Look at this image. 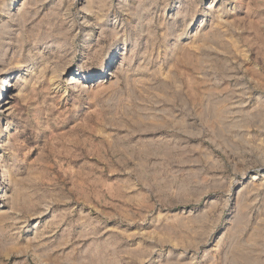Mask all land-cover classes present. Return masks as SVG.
I'll return each mask as SVG.
<instances>
[{
  "label": "rangeland",
  "instance_id": "obj_1",
  "mask_svg": "<svg viewBox=\"0 0 264 264\" xmlns=\"http://www.w3.org/2000/svg\"><path fill=\"white\" fill-rule=\"evenodd\" d=\"M95 1L0 0V264H264V0Z\"/></svg>",
  "mask_w": 264,
  "mask_h": 264
},
{
  "label": "bare ground",
  "instance_id": "obj_2",
  "mask_svg": "<svg viewBox=\"0 0 264 264\" xmlns=\"http://www.w3.org/2000/svg\"><path fill=\"white\" fill-rule=\"evenodd\" d=\"M97 1V0H96ZM95 1V2H96ZM111 68L110 67V62L105 66V70ZM106 72V71H105ZM81 77H85V78H89L92 79V76H87V75H78ZM11 77L9 75H6L5 78H3V83L0 86V108L5 109L8 105V99H9V94H8V88H12V79H10ZM101 77H98L97 79L99 80ZM7 93V95H6ZM6 110L8 111V109L6 108Z\"/></svg>",
  "mask_w": 264,
  "mask_h": 264
}]
</instances>
